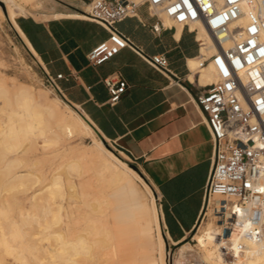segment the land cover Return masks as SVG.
Masks as SVG:
<instances>
[{
	"label": "bare ground",
	"instance_id": "1",
	"mask_svg": "<svg viewBox=\"0 0 264 264\" xmlns=\"http://www.w3.org/2000/svg\"><path fill=\"white\" fill-rule=\"evenodd\" d=\"M0 2L22 45L40 65L15 19L25 11L37 9L41 0ZM67 4L84 10L81 5ZM158 16L164 27L175 25L176 33L180 32L181 25L162 14ZM66 17L83 18L76 13L54 14L57 19ZM197 38L210 39V35L205 28L198 27ZM213 51L208 47V53ZM188 68L199 73L202 85L217 81L212 65L199 68L197 59H191ZM0 111L4 116L0 120V190L19 187L26 199L19 201L16 196L0 201V264L2 256L11 253L20 264H166L164 242L148 187L135 170L118 160L100 141L93 139L91 145L78 142L96 133L83 114L62 104L57 97H49L48 90L7 84L2 77ZM47 159L56 161L38 174L23 170ZM137 183L151 198L149 207L139 200ZM33 184L38 185L32 188ZM29 188L32 190L27 192ZM150 222L154 236L150 234ZM216 225L221 227L222 235V226ZM193 241L197 251L183 240L170 241L178 245L173 264H264V229L259 241L242 240V251L237 250L234 234L227 239L215 238L205 229L195 234ZM223 247L233 250L231 256H224Z\"/></svg>",
	"mask_w": 264,
	"mask_h": 264
},
{
	"label": "crops",
	"instance_id": "2",
	"mask_svg": "<svg viewBox=\"0 0 264 264\" xmlns=\"http://www.w3.org/2000/svg\"><path fill=\"white\" fill-rule=\"evenodd\" d=\"M18 19L17 27L39 57L42 73L61 74L64 78L56 83L68 104L83 114L99 137L139 166L155 192L164 238L186 239L205 207L203 187L212 156L209 131L194 103L207 85L200 84L199 73L188 68V60L198 55L196 35L188 27L176 33L175 25L154 33L152 27L159 19L144 5L138 7L136 17L116 24L144 53L167 59V71L160 73L128 49L100 65L88 63L89 51L108 37L94 23L75 17ZM112 74L119 75L126 88L110 106L101 80Z\"/></svg>",
	"mask_w": 264,
	"mask_h": 264
},
{
	"label": "built area",
	"instance_id": "3",
	"mask_svg": "<svg viewBox=\"0 0 264 264\" xmlns=\"http://www.w3.org/2000/svg\"><path fill=\"white\" fill-rule=\"evenodd\" d=\"M74 1L85 6L84 10L67 6L65 12L81 14L83 18L77 20L94 23L108 33L87 54L91 65L128 49L156 71H167L163 55L144 53L116 28L125 18L136 17L139 6L159 19L152 27L156 34L165 28L158 14L181 27L196 25L190 30L196 35L198 67L212 65L217 77L194 99L212 142L204 208L210 204L222 226L219 238L234 234L237 250L242 251V240L259 241L264 229V0ZM198 27L205 28L210 39L197 38ZM208 47L214 51L208 53ZM44 78L62 96L56 81L64 77L45 73ZM101 82L109 95L108 104L115 105L126 82L117 74ZM222 252L229 257L233 250L223 247Z\"/></svg>",
	"mask_w": 264,
	"mask_h": 264
},
{
	"label": "rangeland",
	"instance_id": "4",
	"mask_svg": "<svg viewBox=\"0 0 264 264\" xmlns=\"http://www.w3.org/2000/svg\"><path fill=\"white\" fill-rule=\"evenodd\" d=\"M128 1L139 3L142 0L141 1L128 0ZM67 3H74L77 5H81L79 2L74 1V0H41L40 2L41 6H39L34 11H25L21 13L19 16L16 17V19L24 17L28 19L33 18L36 21H46V20H50L54 18V14L56 13L70 14L69 12H65V10H67L66 7L69 6ZM80 8H85V6H82ZM44 74L42 73L35 59L28 53V51L24 48L19 38L16 36L10 23L7 21L5 17L4 4L0 2V77L4 78L7 84L20 83V84L29 86L30 88H32V90H35V91L36 90H43V91L48 90L49 97L55 96L61 101L62 104H67L75 111H78L72 105L68 104V102L64 99L63 96L57 93L54 89L51 88V86L48 85V83L45 82ZM2 119H4V116H3V113H1L0 111V120ZM93 139L100 141L102 145L108 151H111V153H113V155L118 160H120L123 164H125L128 168H130L129 164L135 165L140 172V173L139 172L137 173L142 177L143 180L135 173V171H133L131 168L130 169L136 174V176L147 187L148 185L151 187L148 180L143 176V174H141V169L136 164V162L120 154V152H118L117 147L113 143L105 141L106 144H104V142H102V140L97 135V133L91 136L89 135L84 138H81L78 140V142H80L81 145H91L93 143ZM54 161L56 160H53V161L51 159H47L45 161L42 160L39 164H36L35 166H32L30 164L29 167L23 168V170H26V171L29 170L28 173H31V174L32 173L38 174L39 171L46 170ZM60 172H61V177L65 181V176L63 175L62 171H59V173ZM71 178H72L73 184L77 186V178L75 177L74 173L71 174ZM46 182L48 181H45L44 183ZM137 184H138L137 190H138L139 200L141 201V203L149 207L151 203V198L149 197V195L146 194L142 186L139 183ZM37 185L38 184H33L32 188L34 187L36 188ZM29 186L30 185L28 184V187ZM15 188H17V190ZM15 188L14 190L12 189L13 191H15V193L12 190L8 189L11 191V194L13 193L14 196L13 195L10 196V193H9L10 191L0 190V201H3L5 199H11L9 197L14 198L16 196H17L16 197L17 200L26 201V199L24 198V194H22L23 192L21 193V190H19L20 188L19 187H15ZM32 188H29L27 192H30ZM151 189H152L154 196L152 195L150 189H149V192L153 198V204L155 206L156 215H157L158 229H159L161 238L164 242L163 250H164V255L166 258V264H173V259L176 256L178 245H174L170 243V241L166 240L162 234L161 226H160L159 206L157 205L158 202L155 196V192L152 187ZM65 201H67V199ZM213 216L214 215L213 213H211L210 208L208 210L207 208H204L195 229L191 232V234L186 239H183V242L189 243L192 246V248L195 251H197V247L194 246L195 241H193V236L195 234L206 229V231H209L212 236L217 238L221 231V227L219 225H216L219 223L215 221L216 219ZM154 233L155 231H154L153 223L150 222L151 236H154ZM37 236L38 235H36L35 237ZM195 251L193 252L194 255H195ZM14 257H15L14 253L3 255L2 264H20L19 260L16 261ZM183 264H186V263L184 262Z\"/></svg>",
	"mask_w": 264,
	"mask_h": 264
},
{
	"label": "water",
	"instance_id": "5",
	"mask_svg": "<svg viewBox=\"0 0 264 264\" xmlns=\"http://www.w3.org/2000/svg\"><path fill=\"white\" fill-rule=\"evenodd\" d=\"M100 139L102 140V142H104V144H106L105 141H104V139H102L101 137H100ZM129 166H130L133 170H135L136 172H139L138 168H137L135 165H131V164H129ZM139 173H140V172H139Z\"/></svg>",
	"mask_w": 264,
	"mask_h": 264
},
{
	"label": "trees",
	"instance_id": "6",
	"mask_svg": "<svg viewBox=\"0 0 264 264\" xmlns=\"http://www.w3.org/2000/svg\"><path fill=\"white\" fill-rule=\"evenodd\" d=\"M17 23L20 26V28L25 32L24 26H23V24L21 23V21L19 19L17 20Z\"/></svg>",
	"mask_w": 264,
	"mask_h": 264
}]
</instances>
